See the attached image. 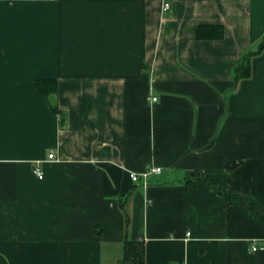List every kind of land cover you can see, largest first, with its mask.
Here are the masks:
<instances>
[{
	"label": "crops",
	"instance_id": "crops-1",
	"mask_svg": "<svg viewBox=\"0 0 264 264\" xmlns=\"http://www.w3.org/2000/svg\"><path fill=\"white\" fill-rule=\"evenodd\" d=\"M263 38L264 0H0V264H119L138 232L145 264H264V226L186 182L264 203V48L232 90Z\"/></svg>",
	"mask_w": 264,
	"mask_h": 264
},
{
	"label": "trees",
	"instance_id": "trees-1",
	"mask_svg": "<svg viewBox=\"0 0 264 264\" xmlns=\"http://www.w3.org/2000/svg\"><path fill=\"white\" fill-rule=\"evenodd\" d=\"M224 34V27L221 24H201L197 27L196 35L200 39L221 38ZM264 48V38L258 45L257 50L249 51L242 55L239 63L233 69V87L235 91L239 82L251 76V58L261 52ZM39 92L51 105L55 113L61 114V109L57 101L58 83L55 79H38L35 82ZM201 177L204 184L211 188H216L227 202L242 208L246 216L256 220L264 226V203L258 200L251 192L232 186L229 183L227 172H203L196 171L188 173L187 183H194ZM146 248L142 232H138L135 237L126 238L124 243V253L119 264H145Z\"/></svg>",
	"mask_w": 264,
	"mask_h": 264
},
{
	"label": "built area",
	"instance_id": "built-area-1",
	"mask_svg": "<svg viewBox=\"0 0 264 264\" xmlns=\"http://www.w3.org/2000/svg\"><path fill=\"white\" fill-rule=\"evenodd\" d=\"M170 7V4L169 3H165L163 8L164 9H168ZM150 99L152 101H156L157 100V96H151ZM55 155L54 153H50L49 154V158H54ZM162 171V168L161 167H158V166H152L150 167L149 169H147L145 172L143 173H138V172H135V171H129V175H130V178L132 181L134 182H137V181H140V180H143V185L146 187L148 186V176L152 173H160ZM34 173L40 178L42 179L44 177V172L43 170L40 168V167H35L34 168ZM261 244L256 241L252 244V250L253 251H256L258 249H261Z\"/></svg>",
	"mask_w": 264,
	"mask_h": 264
}]
</instances>
